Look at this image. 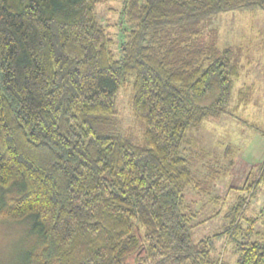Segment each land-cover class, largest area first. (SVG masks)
I'll use <instances>...</instances> for the list:
<instances>
[{
    "label": "trees",
    "instance_id": "obj_1",
    "mask_svg": "<svg viewBox=\"0 0 264 264\" xmlns=\"http://www.w3.org/2000/svg\"><path fill=\"white\" fill-rule=\"evenodd\" d=\"M101 1L0 0V221L40 236L28 264H226L220 233L190 232L187 131L227 112L241 75L208 21L264 0H124L119 58ZM131 74L140 143L108 131ZM248 102L240 90L234 107ZM244 206L221 234L236 264H264V223L242 228Z\"/></svg>",
    "mask_w": 264,
    "mask_h": 264
},
{
    "label": "rangeland",
    "instance_id": "obj_2",
    "mask_svg": "<svg viewBox=\"0 0 264 264\" xmlns=\"http://www.w3.org/2000/svg\"><path fill=\"white\" fill-rule=\"evenodd\" d=\"M123 1L98 4L99 21L112 39L110 48L117 58L131 29L130 23L121 21ZM207 27L219 32L221 47L234 48L241 75L227 112L206 118L187 131L197 182L186 188L185 200L196 214L190 231L193 240L220 233L214 239L213 256L236 264L234 244L221 234L231 223L232 207L245 201L242 228L248 226L249 217L258 219L256 228L264 223V182L255 183L264 161V12L260 8L231 10L214 16ZM133 80L134 75H129L120 88L117 113L108 131L130 135L140 143L144 127L133 110ZM240 90L249 92V102L234 107ZM25 221H0V264H28V253L39 247L40 236L33 234Z\"/></svg>",
    "mask_w": 264,
    "mask_h": 264
},
{
    "label": "crops",
    "instance_id": "obj_3",
    "mask_svg": "<svg viewBox=\"0 0 264 264\" xmlns=\"http://www.w3.org/2000/svg\"><path fill=\"white\" fill-rule=\"evenodd\" d=\"M263 162V161H262Z\"/></svg>",
    "mask_w": 264,
    "mask_h": 264
}]
</instances>
